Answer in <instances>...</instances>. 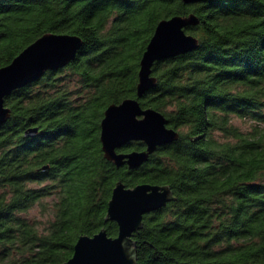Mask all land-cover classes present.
I'll return each mask as SVG.
<instances>
[{
    "label": "trees",
    "instance_id": "16d2710c",
    "mask_svg": "<svg viewBox=\"0 0 264 264\" xmlns=\"http://www.w3.org/2000/svg\"><path fill=\"white\" fill-rule=\"evenodd\" d=\"M189 13L197 47L155 61V86L138 98L179 137L136 168L116 166L101 150L103 112L136 97L157 23ZM47 32L83 44L5 98L0 264H62L80 235L115 236L105 214L118 180L167 184L175 197L143 215L136 264H264V0H0V67ZM232 117L250 120L249 131ZM144 148L134 140L119 151ZM34 206L44 220L28 215Z\"/></svg>",
    "mask_w": 264,
    "mask_h": 264
},
{
    "label": "water",
    "instance_id": "95a60500",
    "mask_svg": "<svg viewBox=\"0 0 264 264\" xmlns=\"http://www.w3.org/2000/svg\"><path fill=\"white\" fill-rule=\"evenodd\" d=\"M194 3L203 0H181ZM199 22L194 13L174 15L160 20L143 51L137 73L136 97L109 104L100 121L99 140L103 157L116 166L126 164L133 169L147 161L149 155L162 144L178 139L179 132L168 127L166 117L158 110L142 108L138 98L155 86L152 75L155 61L194 50L198 39L185 32L187 26ZM167 35L161 42L157 37ZM82 39L69 33L47 32L24 47L8 64L0 67V124L10 116L5 98L14 90L40 77L45 71L63 67L82 47ZM36 127L28 128L26 135H34ZM142 141V150L119 151L129 141ZM134 194V195H130ZM175 199L167 184L138 183L126 186L116 181L107 202L106 220L115 221L117 234L109 236L102 227L93 235H80L72 255L62 264H136L134 232L143 224L144 214Z\"/></svg>",
    "mask_w": 264,
    "mask_h": 264
},
{
    "label": "rangeland",
    "instance_id": "374dc122",
    "mask_svg": "<svg viewBox=\"0 0 264 264\" xmlns=\"http://www.w3.org/2000/svg\"><path fill=\"white\" fill-rule=\"evenodd\" d=\"M231 122L233 123V125H235L236 127H238L240 130H242L243 132H247L249 131L252 122L248 119H240L237 117H232L231 118ZM217 136H220L219 133H216ZM50 198L45 199V201L49 200ZM30 216L36 217L38 219L44 220L45 217L41 216L38 212V207L34 206V208H32L29 211Z\"/></svg>",
    "mask_w": 264,
    "mask_h": 264
},
{
    "label": "snow or ice",
    "instance_id": "6c2138e0",
    "mask_svg": "<svg viewBox=\"0 0 264 264\" xmlns=\"http://www.w3.org/2000/svg\"><path fill=\"white\" fill-rule=\"evenodd\" d=\"M161 42L166 41L169 39V37L165 34V35H160L157 37ZM130 195H134V194H130Z\"/></svg>",
    "mask_w": 264,
    "mask_h": 264
}]
</instances>
